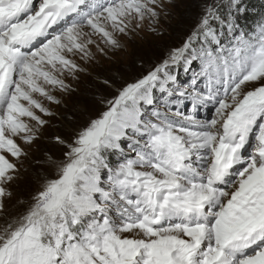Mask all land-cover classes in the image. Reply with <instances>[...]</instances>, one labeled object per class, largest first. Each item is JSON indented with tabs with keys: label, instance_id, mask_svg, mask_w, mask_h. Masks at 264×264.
<instances>
[{
	"label": "snow or ice",
	"instance_id": "obj_1",
	"mask_svg": "<svg viewBox=\"0 0 264 264\" xmlns=\"http://www.w3.org/2000/svg\"><path fill=\"white\" fill-rule=\"evenodd\" d=\"M195 7L129 75L179 0H0V264H264V0Z\"/></svg>",
	"mask_w": 264,
	"mask_h": 264
},
{
	"label": "rangeland",
	"instance_id": "obj_2",
	"mask_svg": "<svg viewBox=\"0 0 264 264\" xmlns=\"http://www.w3.org/2000/svg\"><path fill=\"white\" fill-rule=\"evenodd\" d=\"M180 8L177 10L176 15L170 20V25H164L163 35H152L145 33L143 38H137L135 43L129 42L128 51L121 53L118 57L119 61L128 66V74L132 75L139 71V64L141 61L145 66L151 64L154 60L162 56L170 45L179 43L183 35L182 25L179 23L181 20V13L186 9L191 8V18H195V13L198 9L195 7L197 0H179ZM191 20L185 18L184 25L190 24ZM106 64L108 62H105ZM85 83L79 84V91L72 96L66 98V104L75 107L83 108L87 105V114L95 115L98 106L92 97L95 95V88L86 86L87 77L83 78ZM67 109L61 107L60 112ZM28 163L27 161L25 162Z\"/></svg>",
	"mask_w": 264,
	"mask_h": 264
}]
</instances>
